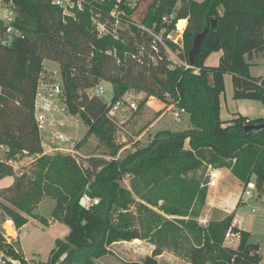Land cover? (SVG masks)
<instances>
[{"label":"trees","instance_id":"1","mask_svg":"<svg viewBox=\"0 0 264 264\" xmlns=\"http://www.w3.org/2000/svg\"><path fill=\"white\" fill-rule=\"evenodd\" d=\"M4 1H12L22 17V35L9 45L0 42V146L7 148L8 157L25 153L35 158L29 170L17 173L7 159L0 160V179L13 176V182L0 189V209L19 229L28 216L45 223L46 218L33 211L42 200L53 199V217L69 229L64 239L55 240L48 260L39 264H93L110 252V245L140 238L141 214L150 211L149 204H157L154 189L165 187L170 194L169 199L163 197L166 213L188 216L190 206L205 203L207 178L200 180L196 174L206 173L209 165L229 168L243 189L253 178L257 192L264 191V117L220 118L225 74L231 75L234 99L264 104V77L249 72L252 56L264 53V0H152L127 38L119 23L135 12L140 0L132 7L128 0H94L74 17L63 15L53 0ZM178 1L181 5L173 14ZM180 19L187 23L174 42L167 35ZM93 20L103 25V35ZM162 28L164 43L158 42L155 51L153 34ZM204 29L191 65L188 53ZM174 50L178 61L169 57ZM218 51V63L207 65L206 59ZM45 59L60 65L62 100L67 111L87 125L83 138L95 135L110 147L109 158L90 157L83 165L70 152L44 153L33 112ZM100 81L112 85L108 101L87 92ZM131 88L185 111L192 127L159 130L147 145L117 157L120 145L115 144L109 103ZM246 125L260 128L245 132ZM126 175L130 188L121 182ZM134 194L144 202L138 203ZM233 218L230 213L209 229L188 221L199 233H194L196 238L202 237L188 249L192 264H261L259 245L249 241L248 231L240 229L236 247L223 245ZM0 252L2 264H30L1 230ZM161 252L156 247L142 263L128 264H157Z\"/></svg>","mask_w":264,"mask_h":264},{"label":"rangeland","instance_id":"2","mask_svg":"<svg viewBox=\"0 0 264 264\" xmlns=\"http://www.w3.org/2000/svg\"><path fill=\"white\" fill-rule=\"evenodd\" d=\"M66 1L67 0H65V2ZM92 1L94 0H83V3L87 4ZM151 1L152 0L138 1L135 12L127 16L126 20L119 23V26L125 31L126 38L133 36L131 29L132 23L134 25L141 24V13ZM135 2L136 0H128V5L132 7L135 5ZM180 5L181 3L178 1L172 10L173 14ZM184 20L186 25L187 20ZM175 32H172L173 37H179ZM217 54L219 53L212 54L208 58L207 65H215V62L218 60ZM169 57L173 61H178L179 59L176 50L170 53ZM43 61V74L42 76L40 75L41 83L47 84V86L50 85V83L61 85L60 65L48 59ZM100 84L105 91L103 98L107 101L110 100L112 85L107 81H100ZM87 92L93 94L94 89L90 88ZM127 92L136 102L137 109L128 110L124 108L116 112L113 116V122L116 126L114 133L115 144L120 145L116 153L117 157L122 158L127 153L147 145L152 136L159 130L170 129L175 131L192 127L189 115L185 111L180 110L177 106L174 105V107L166 109L169 105H163V102L157 99L147 103L146 93L143 91L131 88ZM223 97L227 103V107H224L220 113V118L223 121L230 120L236 115H249L255 116V118L256 116H262L260 114L261 109L264 108V104L261 102L233 98V85L230 74L224 75ZM62 99L63 98L59 95H53L51 98V109L47 112V120L40 125L41 141L45 144L43 150L48 151V154L70 152L76 156L83 165H87L90 157L109 158L111 153L110 147L100 142L95 135L90 134L86 138H83L87 130V125L78 115H72L67 111ZM233 103H236V106ZM175 112L179 113L178 118L173 117ZM161 113L162 116L159 122H157L156 126L150 128V124ZM58 134H63L64 138H58ZM78 142L80 146L75 148L74 146ZM8 152L7 148L0 146V160L7 159L8 162L13 165L16 173L31 168L32 160L35 158L34 155L17 153L12 157H8ZM196 175L200 180L206 178L205 170H199ZM121 182L123 185L130 188V176L126 175ZM224 185V194L230 196L234 193L237 182L228 177L224 181ZM249 187L250 186L245 188L250 190L252 196H245L244 199L246 202L240 204L233 215L237 218H243L241 226L244 227L245 230L251 232L249 237L250 242L261 244V252L264 258V196L262 199L257 198L255 191ZM242 188L243 187H241V193L244 190H242ZM139 189L141 192L143 191L141 187ZM151 193L153 194L152 200L156 201L157 204L154 206L149 204L148 207L150 211L141 214L142 225L140 231L142 236L139 238L141 242L135 241L134 243L136 244L124 242L110 245V252L101 257L102 264H128L132 261L142 263L146 257V253L147 255H152L156 247L164 253L163 256L157 258V264H190L188 249L191 245L199 243L202 237L196 238L199 233L195 227L188 226L192 225L189 224L188 221L195 222L197 227L209 229L212 224L220 222L226 216L211 210L204 211L203 206L205 203L201 207L198 204L190 206L188 216H172L165 212L168 202L163 199V197L167 199L170 197V194L167 193V189L162 187L160 189H154ZM133 196L138 203L144 202L135 194ZM86 202H88L87 198ZM53 204L54 201L52 199H50V201H42L36 206L34 212L48 218L51 214ZM135 207L136 206H132L131 209L135 211ZM7 220L9 219L4 216L0 209V230L7 241L15 243V246L19 248L20 235L23 231L25 232V235L21 239V249L25 257L30 258V264L46 262L49 258L50 251L55 247V239H64L68 233V227L64 224L58 223L55 226L49 227L50 224L47 222H37L33 219L22 231L16 229L12 223ZM51 221H54L53 218ZM194 233L198 234L194 235ZM236 244H238L237 240L232 244L223 239V245L225 246L230 247ZM151 249L152 251L150 254L146 252ZM2 259L3 253L0 252V264H2Z\"/></svg>","mask_w":264,"mask_h":264},{"label":"built area","instance_id":"3","mask_svg":"<svg viewBox=\"0 0 264 264\" xmlns=\"http://www.w3.org/2000/svg\"><path fill=\"white\" fill-rule=\"evenodd\" d=\"M53 3L57 6H59L62 9L63 15L75 16L76 11H82L84 9L85 3H83V0H53ZM89 4V3H87ZM111 15L116 18V24H118V17L116 16L115 10L111 11ZM172 17V14L165 15L163 17V21H167ZM20 14L16 11L15 6L12 1L5 2L4 0H0V42L3 45H9L16 37H20L22 35V30L19 27V21L21 20ZM178 22V21H177ZM93 25L98 30L99 35H103L105 33V29L102 24L97 22L96 20H93ZM176 29L173 30L176 34L179 35V37L175 36L173 37V33L170 32L167 37L169 39H172L174 42H178V40L181 38V34L183 32V29H178L177 23L175 24ZM163 32H165V28H162V30L157 33L153 34L154 40L152 43V48L156 51L157 50V43H164L163 42ZM93 94L103 97V94L105 93L103 86L98 83L94 88ZM53 95H59L61 98L63 97V85L59 84H51L47 86L45 84L44 88H41L38 84L36 94H35V103H34V119L39 123V127L41 123H43L45 120H47V112L51 109L52 101L51 98ZM154 99L153 96H149L146 99V102L149 103ZM128 110H136L137 104L131 97V95L126 92L124 93L120 98H118L115 102L109 103V110H108V116L113 120V116L116 112L121 111L123 109ZM181 110V109H180ZM183 111V110H182ZM174 118L179 117V113L175 112L173 114ZM58 138L62 139L64 138L63 134H58ZM74 152V151H72ZM206 187L207 188H214L218 185L220 180V171L219 168L213 167L209 165L207 167L206 171ZM250 183L246 186L248 187ZM249 187V188H250ZM250 190L248 188H245L241 194V199L245 196L250 195ZM88 199V198H87ZM85 200V199H84ZM239 220L237 217H234L227 228L225 234H224V240L226 242L232 243L234 240H237V243H239L240 240V228L238 227ZM234 228L236 230H234Z\"/></svg>","mask_w":264,"mask_h":264},{"label":"crops","instance_id":"4","mask_svg":"<svg viewBox=\"0 0 264 264\" xmlns=\"http://www.w3.org/2000/svg\"><path fill=\"white\" fill-rule=\"evenodd\" d=\"M216 53H219V54H217V59H219V56L221 55V51L213 52L212 54H216ZM212 54H210V56ZM208 58L206 59V62H205L206 64H207ZM43 63H44V61H43ZM217 63H218V60L215 62V65ZM250 63H251L250 68H249L250 74L252 76H263L264 77V53L262 55H253L252 58L250 59ZM42 74H43V70L41 72V76H42ZM41 76H40V79H39V86L41 88H44L45 87V84L44 83H41ZM254 101H258V100H254ZM233 104L236 106V103H233ZM163 105H164V103H163ZM220 106H221V108H220V113H221V111L223 110V108L224 107H227V103L225 102V98L223 97V93L220 95ZM172 107H174V104H170L166 109H170ZM237 113H238V111H237ZM260 115H262V116H256V117H264V108L261 109V114ZM161 116H162V113L150 124V128H153L154 126H156V124H157V122H159ZM245 116H247L249 118H255V116L254 117L253 116H249V115H245ZM39 132H40V127H39ZM41 143H42V147L45 148V144L43 143V141H41ZM47 152L48 151H46V150L44 151V153H47ZM219 171H220V180H219L218 185L216 187H214V188H207L206 198H205V204L203 206L204 207V211L211 210V211H214V212H216V213H218L220 215H223V216L228 215L230 213H233L234 214L237 211V209L239 208L240 204L246 202L244 198L241 199V194H242L241 193V187H242V183L238 180V178H236L232 174V172L230 171L229 168H227V167H220L219 168ZM228 177H230V179L236 180V182H237V187L234 189L235 190L234 193L232 195H230V196H227V195L224 194V189H225L224 181ZM12 182H13V176H5V177L1 178L0 179V189L9 186ZM250 185H251V188L255 191L257 198L262 199L263 196H264V191L261 194L257 192V190L254 187L253 178H252V180L250 182ZM242 190H243V188H242ZM249 196H252V193H250ZM42 201H50V199H44ZM54 205H55V201H54V204H53V208H54ZM53 208H52V211H53ZM52 211H51V214H50V216L48 218H46L42 214H39V215H42L43 217L46 218V222L48 224H50L49 227L55 226L58 223L59 224H63V223L57 221L52 216ZM33 213L34 214H38V213H35L34 211H33ZM50 218L51 219L53 218L54 221H51ZM33 219H35L38 222V220L36 218L31 217V216H28V222L26 224H24L22 227H20L19 229L23 231V229L26 226H28L29 223H31V220H33ZM238 220L240 222L238 224V227L240 229L245 230L244 227L241 226V224L243 222V218H238ZM7 221L10 222V223H12L11 220H7ZM12 225H13V223H12ZM246 231H248V230H246ZM68 232H69V229H68ZM249 233L251 234V232H249ZM24 235H25V232L23 231L22 234L20 235V247H19V249H20L21 252H22V249H21V239L23 238ZM135 241L141 242V239L138 238V239H134V240L129 241V242H132V244H133ZM124 242H128V241L116 242V243H114L112 245L119 244V243H124ZM233 242H232V244H233ZM134 244H136V243H134ZM257 244L259 245V253L261 255V264H264V258H263L262 252H261V244L260 243H257ZM236 246H237V244L236 245H232L230 247H233L234 248ZM146 248L149 249L148 247H146ZM151 251H152V249L150 251H146V252H148L150 254ZM22 254L24 255L23 252H22ZM163 254L164 253L161 252L156 257V260H157V258L163 256ZM146 256H151V255H147V253H146ZM24 257H25V255H24ZM26 259L30 263V261H31L30 258H26ZM93 262H94L93 264H102L103 263L102 260H101V258L94 259ZM132 262H134V261H132ZM190 264H192V263L190 262Z\"/></svg>","mask_w":264,"mask_h":264},{"label":"water","instance_id":"5","mask_svg":"<svg viewBox=\"0 0 264 264\" xmlns=\"http://www.w3.org/2000/svg\"><path fill=\"white\" fill-rule=\"evenodd\" d=\"M212 27H214V21L212 23ZM206 31H207V29H204L203 32L200 35H197L194 38L193 47L188 53V59H189V63L191 65L194 63V57L197 54V52L199 51V49H200V45H201L202 39H203ZM258 128H260V125H246L244 127V131L245 132H252L254 130H257ZM84 201H85L84 199H81L80 203L83 205Z\"/></svg>","mask_w":264,"mask_h":264},{"label":"bare ground","instance_id":"6","mask_svg":"<svg viewBox=\"0 0 264 264\" xmlns=\"http://www.w3.org/2000/svg\"><path fill=\"white\" fill-rule=\"evenodd\" d=\"M184 26H185V20L184 19L178 20L177 22L178 29H183Z\"/></svg>","mask_w":264,"mask_h":264}]
</instances>
